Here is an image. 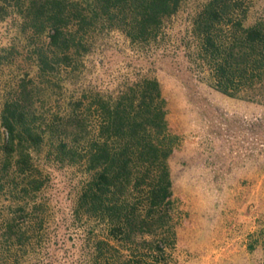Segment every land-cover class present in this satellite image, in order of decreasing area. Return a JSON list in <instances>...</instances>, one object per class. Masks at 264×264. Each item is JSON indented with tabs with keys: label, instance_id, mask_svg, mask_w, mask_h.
<instances>
[{
	"label": "trees",
	"instance_id": "trees-1",
	"mask_svg": "<svg viewBox=\"0 0 264 264\" xmlns=\"http://www.w3.org/2000/svg\"><path fill=\"white\" fill-rule=\"evenodd\" d=\"M186 1L0 0V24L16 19L33 44L29 70L0 96V264H28V251L40 252L46 180L36 154L46 145L57 159L83 168L72 216L87 224L93 263H172L168 162L175 138L159 82L144 77L104 92L73 81L98 25L118 29L131 43L149 42ZM251 6L252 0H203L191 37L214 90L244 98L259 89L264 100V20L248 23ZM12 49L0 46V60ZM54 86L66 96L49 114L44 92Z\"/></svg>",
	"mask_w": 264,
	"mask_h": 264
},
{
	"label": "rangeland",
	"instance_id": "rangeland-1",
	"mask_svg": "<svg viewBox=\"0 0 264 264\" xmlns=\"http://www.w3.org/2000/svg\"><path fill=\"white\" fill-rule=\"evenodd\" d=\"M202 1L184 2L149 42L131 43L118 29L98 25L73 84L108 92L144 77L159 82L167 132L175 138L168 162L176 233L171 264H264V100L259 89L230 98L210 86L191 37ZM262 19L264 0H252L248 23ZM27 35L16 19L0 24V46L14 48L0 60V96L30 68ZM58 88L44 92L49 114L66 96ZM51 147L36 154L46 180L40 197L45 235L27 262L95 264L87 224L72 216L83 168L57 159Z\"/></svg>",
	"mask_w": 264,
	"mask_h": 264
}]
</instances>
